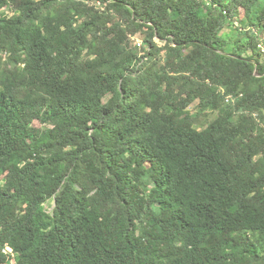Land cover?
<instances>
[{"label": "trees", "instance_id": "1", "mask_svg": "<svg viewBox=\"0 0 264 264\" xmlns=\"http://www.w3.org/2000/svg\"><path fill=\"white\" fill-rule=\"evenodd\" d=\"M0 264H264V0H0Z\"/></svg>", "mask_w": 264, "mask_h": 264}, {"label": "rangeland", "instance_id": "2", "mask_svg": "<svg viewBox=\"0 0 264 264\" xmlns=\"http://www.w3.org/2000/svg\"><path fill=\"white\" fill-rule=\"evenodd\" d=\"M16 9V6H12L10 9H5V14L7 15H10L12 13H14ZM3 11V10H2ZM7 12V13H6ZM237 24V23H235ZM227 30V29H226ZM131 44L134 46V47H137V48H140L141 45H142V37L139 33H137L135 36L132 37V42ZM195 106V103L191 106V108H193ZM35 124L38 125V122L35 121ZM141 192L140 189L136 190V192L133 194V196L135 197L136 195H138L139 193ZM49 206V208L51 209L52 208V205L53 203H49L47 204Z\"/></svg>", "mask_w": 264, "mask_h": 264}]
</instances>
